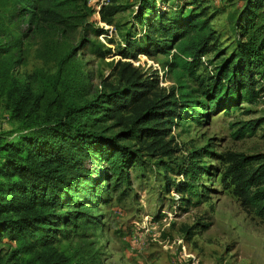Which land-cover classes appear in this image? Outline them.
<instances>
[{
    "label": "trees",
    "instance_id": "16d2710c",
    "mask_svg": "<svg viewBox=\"0 0 264 264\" xmlns=\"http://www.w3.org/2000/svg\"><path fill=\"white\" fill-rule=\"evenodd\" d=\"M36 1L44 20L72 28L85 22L81 7L87 0ZM171 1L139 0L134 18L143 33L139 37L124 36L125 46L119 55L122 59L171 56L168 68L176 80L188 76L198 89L180 84L177 93H161L157 79L117 61L118 84L108 85V93L62 107L56 106V86L50 100L43 92L35 93L28 82L2 78L0 92L7 98L9 118L17 122L18 132L12 140L0 136V244L7 239L18 246L7 254L0 247V264H68L53 247L60 227L77 218L72 211L75 206L104 193L100 179L109 184L128 179L127 168L135 161V154L121 141L135 138L167 174L169 169L162 160L171 159L180 150L170 138L172 127L186 120L200 123L210 109L235 108L238 101L255 104L262 98L264 0L245 1L234 21V51L215 67L214 75L205 77L198 76L197 71L203 66L202 58L213 51L210 16L204 9L197 11L199 0L190 1L186 7ZM116 3L96 9L100 20L109 26L113 17L125 10ZM29 14L34 16L33 12ZM102 32L98 30L97 34ZM6 52L0 47V59ZM71 53L59 62L56 79ZM100 109L105 118L116 121L124 130L107 136L105 130L98 129ZM261 121L244 122L233 138L253 136ZM201 154L191 151L178 171L183 178L176 186L180 196L200 184L201 177L212 169L203 164L205 156ZM224 162L223 177L233 186V196L244 208L252 209L264 225V156L228 153ZM166 188L169 190V183ZM65 208L69 212L63 215L60 211ZM190 229L183 232L190 234ZM19 254L23 257H17Z\"/></svg>",
    "mask_w": 264,
    "mask_h": 264
},
{
    "label": "rangeland",
    "instance_id": "374dc122",
    "mask_svg": "<svg viewBox=\"0 0 264 264\" xmlns=\"http://www.w3.org/2000/svg\"><path fill=\"white\" fill-rule=\"evenodd\" d=\"M112 1L125 10L115 15L109 26L100 20L96 9ZM190 1L171 2L186 7ZM245 1L199 0L197 11L204 9L210 16L214 43L213 51L201 60L198 76L214 75L215 67L234 51V21ZM138 5L139 0H87L81 7L84 24L72 28L44 20L36 0H0V47L7 49L0 59V82L3 77L28 82L35 93L43 92L50 100L56 86V106L65 107L108 93V85L118 84L119 61L157 79L161 93H177L180 84L198 89L188 76L176 80L168 68L171 56L121 58L124 36L143 33L134 18ZM98 30L102 34H97ZM69 52L71 57L56 79L58 64ZM6 99L0 92V136L12 140L18 124L9 118ZM235 105L210 109L200 123L186 120L171 128L170 138L180 150L171 159L162 160L169 169L167 174L135 138L121 141L135 154L127 168L128 179L119 184L100 179L104 193L75 206L72 211L78 219L60 227L53 244L56 251L68 264H264V225L252 209L244 208L233 196V186L223 177L228 153L264 156V93L255 104L238 101ZM104 114L100 109L98 129L105 130L107 136L124 130ZM257 119L262 121L253 136L233 138L244 122ZM191 151H200L205 156L203 164L212 169L201 177L200 184L180 196L176 186L183 178L178 171ZM68 212V208L60 211L63 215ZM184 228H192L190 234L184 233ZM17 246L7 239L0 244L5 254Z\"/></svg>",
    "mask_w": 264,
    "mask_h": 264
}]
</instances>
